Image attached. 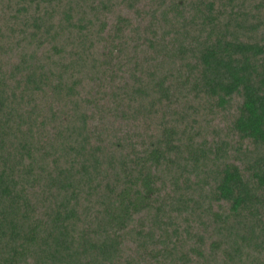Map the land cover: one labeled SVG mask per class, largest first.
I'll return each mask as SVG.
<instances>
[{"label":"trees","instance_id":"1","mask_svg":"<svg viewBox=\"0 0 264 264\" xmlns=\"http://www.w3.org/2000/svg\"><path fill=\"white\" fill-rule=\"evenodd\" d=\"M0 264H264V0H0Z\"/></svg>","mask_w":264,"mask_h":264}]
</instances>
